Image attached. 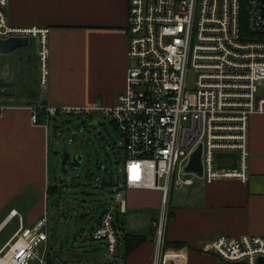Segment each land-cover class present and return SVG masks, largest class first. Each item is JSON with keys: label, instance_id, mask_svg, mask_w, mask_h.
<instances>
[{"label": "built area", "instance_id": "1", "mask_svg": "<svg viewBox=\"0 0 264 264\" xmlns=\"http://www.w3.org/2000/svg\"><path fill=\"white\" fill-rule=\"evenodd\" d=\"M263 0H128L126 85L110 106H30L31 122L41 114L108 116L122 138L123 180L111 185L112 198L89 231L116 259L118 213L126 211L128 188L156 189L160 211L152 221L155 254L152 264H187L180 252L165 249L170 187L192 184L186 166L200 148L206 182L248 177L249 119L264 113ZM8 0H0V39L37 38L41 78L45 80L47 27L11 25ZM195 73L192 89L186 73ZM0 106V112L2 110ZM236 153L235 167L217 162L218 153ZM227 157V156H226ZM197 175L196 172H191ZM264 194V190H262ZM11 210L9 216L16 215ZM46 216L21 226L0 251V264H30L40 259L48 240ZM210 250L224 264H264V236H216Z\"/></svg>", "mask_w": 264, "mask_h": 264}, {"label": "crops", "instance_id": "2", "mask_svg": "<svg viewBox=\"0 0 264 264\" xmlns=\"http://www.w3.org/2000/svg\"><path fill=\"white\" fill-rule=\"evenodd\" d=\"M127 12L128 0H8L11 25L47 27L48 34L44 81L37 38L6 54L9 60L0 59V251L19 227L46 216L48 200L54 197L47 191L53 187L48 172L50 117L41 114L32 123L29 107L112 105L126 85ZM93 114H84L86 120ZM248 140L245 181L206 182L188 172L192 184L171 185L164 235L169 255L180 252L187 264H224L210 250L216 236H264V113L250 116ZM125 197V217L117 216V258L112 259L101 244L102 249H90V264L153 263L152 221L160 211L161 193L128 188ZM11 210L17 214L10 217ZM128 235L133 236L130 243ZM46 248L47 244L39 248L44 263L65 264Z\"/></svg>", "mask_w": 264, "mask_h": 264}, {"label": "rangeland", "instance_id": "3", "mask_svg": "<svg viewBox=\"0 0 264 264\" xmlns=\"http://www.w3.org/2000/svg\"><path fill=\"white\" fill-rule=\"evenodd\" d=\"M2 58L5 62L8 56L0 54L1 62ZM194 79L195 73L190 68L186 73L187 88H193ZM263 92L264 80L257 94ZM86 116L58 114L48 119V172L54 197L48 200L46 210L48 242L41 243L39 248L47 244L46 250L57 261L63 258L65 264H90V249H102L103 243L92 240L89 231L94 218L112 198L111 186L106 182L123 180V172L118 170L124 164L120 134L108 116L94 113L87 120ZM83 120L87 125L82 124ZM65 151L70 157L62 166ZM78 156L80 161L74 158ZM216 161L227 162L229 158L221 156ZM53 199H58V203H52ZM124 217V213L119 214V218ZM119 246L120 251L122 243ZM101 254H105L103 250ZM106 257L110 259L109 255Z\"/></svg>", "mask_w": 264, "mask_h": 264}, {"label": "water", "instance_id": "4", "mask_svg": "<svg viewBox=\"0 0 264 264\" xmlns=\"http://www.w3.org/2000/svg\"><path fill=\"white\" fill-rule=\"evenodd\" d=\"M261 6L264 9V0L261 1ZM29 38L26 36H11L5 39H0V54H10L16 49L27 47L29 45ZM56 153V151H55ZM217 156H227L232 159V163L228 165L231 168L235 167L236 162V153H223L220 152L217 154ZM70 157L69 152H63L62 153V166L68 161ZM77 161H80V157H74ZM185 170L187 172H196L197 174L201 175L202 167H201V161H200V148L195 150L190 158L189 164L186 166ZM52 203H58V199H53ZM261 262H264L263 259H260Z\"/></svg>", "mask_w": 264, "mask_h": 264}, {"label": "trees", "instance_id": "5", "mask_svg": "<svg viewBox=\"0 0 264 264\" xmlns=\"http://www.w3.org/2000/svg\"><path fill=\"white\" fill-rule=\"evenodd\" d=\"M48 194L50 195V196H52V194H53V192H54V187H48ZM129 237H133V236H130V235H128L127 236V241H128V243H130L131 241H129Z\"/></svg>", "mask_w": 264, "mask_h": 264}]
</instances>
